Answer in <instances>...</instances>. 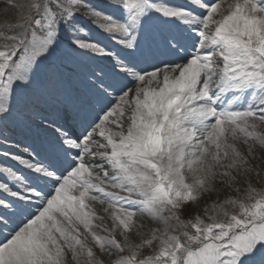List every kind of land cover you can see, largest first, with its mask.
<instances>
[{"label":"snow or ice","instance_id":"6c2138e0","mask_svg":"<svg viewBox=\"0 0 264 264\" xmlns=\"http://www.w3.org/2000/svg\"><path fill=\"white\" fill-rule=\"evenodd\" d=\"M0 18V120L34 137L27 158L6 137L0 151L15 162L0 163V264H264V0H0ZM62 32L111 69L85 92L53 71L37 92Z\"/></svg>","mask_w":264,"mask_h":264},{"label":"rangeland","instance_id":"374dc122","mask_svg":"<svg viewBox=\"0 0 264 264\" xmlns=\"http://www.w3.org/2000/svg\"><path fill=\"white\" fill-rule=\"evenodd\" d=\"M92 2L97 4L100 7H104L105 4L107 3V0H92ZM172 2L179 4V3H184L185 0H172ZM105 11L111 12V14H113L114 16H119V14H120L118 11H116L115 9H112V8H105ZM80 20H81V23L84 25V31L81 33V36L86 41L99 42V43L104 42V44H106L107 48H110L113 46V44L111 42H109L107 40H103V38H101L100 34L97 32L98 30H93L90 28V26H89V24L91 23L90 21L85 20L83 17H81ZM0 25L3 26L2 18H0ZM100 31H102V30L100 29ZM64 38H66L70 41L71 37H70L68 32H62L61 33L59 43L57 44L55 49L51 52V54L47 57V59L44 60L43 63H41L37 67V69L34 73V76H35V74H39L41 81H42V80H44L43 76L46 77L48 74H50L53 71L61 73V74L65 73L69 77V80L65 78L69 88H71L74 91H77V90L81 89V86H82L81 81H85L86 83H90V81L92 79L91 73L95 72V68L87 60H83L82 62H79L75 59V57L69 55L65 50V48H69V44L66 42V40ZM56 51H57V53H59L57 56H56ZM76 53L82 54L84 56H86L88 54V53H86L84 51H80V50H76ZM60 57H63L65 59L66 63L68 64L67 68H61L58 63L52 64L53 67H51L52 65H49L51 63H55L56 58H60ZM104 59H107V58H104ZM79 66H84L85 71H80ZM36 78H38V77L37 76L34 77V83H38L36 81ZM39 91H41V90H39ZM42 111L47 112L49 117L54 116V113L47 111L43 105H42ZM258 131H264V126H261L258 129ZM3 133L7 134V132H5V131ZM1 141H3V140L1 139ZM257 155L259 156V155H261V153L258 151ZM254 163L257 166H264V160H257V161H254ZM262 176H264V173H262ZM252 183L256 188L264 187V180L258 181L255 176L252 177ZM233 195H235V193H233ZM243 195H244V193L241 192L240 196L243 197ZM220 199H223V197L221 196ZM204 204H205V201L201 200L196 205L186 206V208L183 211V218H185V219L189 218L194 212L197 214L203 215ZM96 209L101 215H103L99 205H96ZM137 220L139 223L145 225V228L141 230L145 233H147L148 228L155 227V225L152 224L151 220L146 218V217H137ZM97 223L108 224L110 226V222L107 219H105L103 221H97ZM101 234L106 235V233H101ZM133 238L136 242H139V240H140L139 236H134ZM150 251H151V249H145L144 254H147ZM97 253H98L99 258L103 261V264H110V260L112 259L111 257H109L105 254H99L98 250H97Z\"/></svg>","mask_w":264,"mask_h":264},{"label":"bare ground","instance_id":"6f19581e","mask_svg":"<svg viewBox=\"0 0 264 264\" xmlns=\"http://www.w3.org/2000/svg\"><path fill=\"white\" fill-rule=\"evenodd\" d=\"M36 81L39 82V79L36 78ZM47 113V112H46ZM3 125H8L10 127L14 126L16 128H19L21 126H23V123H22V119H17V120H12L11 118L7 119V120H0V131L1 130H5V127ZM2 139V138H1ZM23 145L26 144V142H22ZM0 148H2V145H0ZM15 153L21 155V156H24L25 158L26 155L25 153H23L22 149H18V148H14V151ZM3 164H12V165H15V162L9 160V159H4L3 160Z\"/></svg>","mask_w":264,"mask_h":264}]
</instances>
